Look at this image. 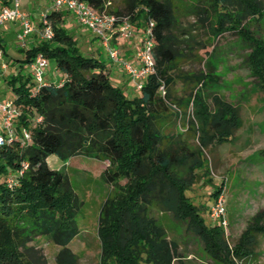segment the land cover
<instances>
[{"label":"trees","instance_id":"16d2710c","mask_svg":"<svg viewBox=\"0 0 264 264\" xmlns=\"http://www.w3.org/2000/svg\"><path fill=\"white\" fill-rule=\"evenodd\" d=\"M79 1L107 13L108 0ZM8 4L0 0V6ZM113 13L129 23H152L155 69L137 95L126 98L109 84L102 62L80 54L61 11L52 7L45 10L52 37L22 51V59L14 60L15 74L3 78L14 91L19 114L13 121V141L0 146V264H47L29 246L40 236L58 247L54 264H77L67 244L78 234L76 215L82 202L67 176L48 167L49 155L61 160L84 156L95 160L94 168L105 163L98 175L111 192L97 215V264H184L178 243L158 223L161 215L183 222L217 263L239 264L252 255L258 236H264V212L228 248L221 226L204 224L203 205L193 204L185 194L204 165V150L230 139L240 126L238 108L217 93L205 97L209 75H184L181 82L191 84L187 95L195 127L183 135L165 132L173 117L183 119L185 114L175 110L179 101L172 96L175 76L170 72L179 59L194 56L189 45L194 29L175 34L169 0H125L122 11ZM191 15L208 38L234 32L249 43L245 62L264 90V41L244 28L250 20L263 18L264 0H195ZM140 31L136 26L135 32ZM37 55L53 61L62 75L60 83L46 81L36 87L22 74ZM34 115L41 116L40 122L30 121ZM22 127L30 132L24 145L19 141ZM22 162L26 167L18 175ZM8 176L15 179L12 187L5 182ZM220 190L221 185L210 195L214 198Z\"/></svg>","mask_w":264,"mask_h":264},{"label":"rangeland","instance_id":"374dc122","mask_svg":"<svg viewBox=\"0 0 264 264\" xmlns=\"http://www.w3.org/2000/svg\"><path fill=\"white\" fill-rule=\"evenodd\" d=\"M169 1L176 23L175 34L179 29H194L191 33L193 38L189 41L194 56L179 59L174 70L170 72L171 76H175L172 96L179 101L175 104V110L181 115L183 112L185 114L183 119L173 117L165 125V132L183 135L195 127L187 95L191 84L181 82L180 78L184 75L199 72L209 75L210 79L203 89L205 97L217 93L226 102L238 108L240 126L230 139L204 150V165L197 171L198 175L193 184L185 191L193 204L203 205L201 215L204 224H217V220L208 216L207 209L213 200L210 193L213 188L221 185L218 194L221 193L223 196L226 217V225L221 226V229L228 248H233L245 229L258 220V213L264 212V90L257 85L258 81L252 77L246 65L245 57L249 52V43L246 40L234 32H225L216 38H208L206 31L196 26V21L191 15L195 0ZM51 2V0L27 1L23 9L32 32L26 38L24 47H18L16 36L20 32V27H17L16 21L6 22L0 27V61L5 65V68L0 70V99L14 97V91L3 84V78L15 74L14 60L22 59V51L27 49L28 43L36 44L40 41L37 35L38 16L51 8ZM124 5L125 0H108L106 12L121 16L113 12H121ZM61 13L66 23L65 29L73 36L80 54L102 62L107 70L109 84L118 88L126 98L137 95L138 90L135 89L132 80L126 76L120 65L109 61L100 41L88 30H84L85 28L74 24L68 12L62 10ZM136 26L143 32L147 21L145 24L140 21L138 24L136 21L130 23L132 33L130 39L119 37L115 42L112 39L116 35H113L110 40V44L118 49L121 60L126 46L130 47L131 52L135 51V45L141 36V31L138 34L135 32ZM244 28L252 36L264 41V16L256 22L250 20ZM200 45H204L201 50L198 49ZM130 61L135 62L134 58ZM22 74H26L25 70ZM61 77V73L55 70L53 61L46 59L43 80L55 84ZM175 110L171 108L169 112L174 113ZM34 117L35 115L30 121H34ZM45 160L49 168L67 176L72 190L82 202L76 215L78 234L67 247L77 256V264H97L99 254L96 235L97 215L102 201L111 192V186L98 175L105 163L94 168L97 166L95 160L84 156L61 160L49 155ZM123 181L121 179L120 183ZM262 218L264 220V215ZM158 223L165 228L167 236L178 243V253L185 257L182 260L184 264H219L204 252L203 245L197 237L185 231L183 222L173 221L169 215H161ZM256 240L252 255L242 258L243 260L237 263L264 264V236H258ZM29 246H32L34 254L44 257L47 264H54L57 246L41 236L30 242Z\"/></svg>","mask_w":264,"mask_h":264},{"label":"built area","instance_id":"2783aa9c","mask_svg":"<svg viewBox=\"0 0 264 264\" xmlns=\"http://www.w3.org/2000/svg\"><path fill=\"white\" fill-rule=\"evenodd\" d=\"M20 1L9 0L7 6H0V27L6 22L16 21L20 27V32L16 36L18 47H24L26 38L32 32V27L27 15L19 8ZM51 7L54 11H67L79 26L93 34L105 49L109 61L122 67L126 76L132 80L136 90H139L148 76L154 73L152 23L150 21L147 22L146 29L143 32L141 31V36L134 51L133 57L136 63L133 66L129 62L121 60L118 49L110 44L113 35H116V37L112 40L116 39V41L119 37L125 39L131 38L130 23L126 17H118L105 12L98 13L79 0H52ZM38 24L39 30L37 35L39 39L43 41L49 40L52 37V31L45 18V11L39 14ZM4 68L5 65L1 64L0 69ZM45 68L46 59L41 55L34 57L25 67L26 73L36 87L46 83L43 80ZM34 90L35 88L31 92ZM158 91L161 95L164 93V86L162 84L158 86ZM18 114V107L14 105L12 99L0 100V146L13 141V121ZM40 120V115L34 118L36 123L40 122ZM19 141L21 145L30 141V132L27 128H21ZM25 167L26 163L22 162L20 168L17 170V174L20 175ZM5 182L8 187L16 184L15 179L10 176L5 179ZM207 213L211 219L217 220V224L220 226L226 225L224 199L221 193L213 198L211 204L208 206Z\"/></svg>","mask_w":264,"mask_h":264},{"label":"crops","instance_id":"0c3cea01","mask_svg":"<svg viewBox=\"0 0 264 264\" xmlns=\"http://www.w3.org/2000/svg\"><path fill=\"white\" fill-rule=\"evenodd\" d=\"M27 1L28 0H21L20 1V5H19V8H20V10L22 11V12H24L25 13V11H24V7L26 6V4H27ZM52 1V0H51ZM31 4L33 5L34 4V2H31ZM51 4H52V2H51ZM26 14V13H25ZM72 17V16H71ZM72 20H73V22H74V24H77L76 23V21L74 20V18L72 17ZM17 24V27H19V25H18V23H16ZM65 22H64V28H65ZM82 29H83V27H82ZM84 30H86V29H84ZM34 39H36V38H34ZM35 41H37V40H35ZM115 42H116V39L114 40ZM35 43L34 42H31V43H28V46H27V48L29 47V46H32V45H34ZM133 44V43H132ZM124 46V45H123ZM126 46V45H125ZM137 46V43H136V45H135V47ZM135 49V48H134ZM123 55H122V60L123 61H127V62H130V63H132V64H135V62L133 63L132 61H130V59L131 58H134L133 56H134V53L133 52H131L130 51V47L129 46H126L125 47V49H123V53H122ZM0 56H1V54H0ZM0 63H1V61H0ZM2 64V63H1ZM1 70V69H0ZM0 92H1V88H0ZM0 100H2V99H0Z\"/></svg>","mask_w":264,"mask_h":264}]
</instances>
